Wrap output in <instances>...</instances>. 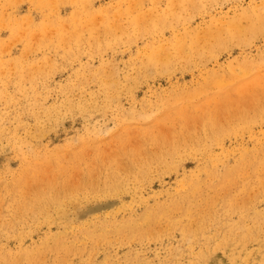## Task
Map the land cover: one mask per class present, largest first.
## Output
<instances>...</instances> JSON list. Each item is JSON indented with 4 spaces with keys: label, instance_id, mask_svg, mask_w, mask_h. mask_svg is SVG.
<instances>
[{
    "label": "rangeland",
    "instance_id": "1",
    "mask_svg": "<svg viewBox=\"0 0 264 264\" xmlns=\"http://www.w3.org/2000/svg\"><path fill=\"white\" fill-rule=\"evenodd\" d=\"M0 264H264V0H0Z\"/></svg>",
    "mask_w": 264,
    "mask_h": 264
},
{
    "label": "bare ground",
    "instance_id": "2",
    "mask_svg": "<svg viewBox=\"0 0 264 264\" xmlns=\"http://www.w3.org/2000/svg\"><path fill=\"white\" fill-rule=\"evenodd\" d=\"M150 153H151V152H150ZM148 155H149V154H148ZM153 159H154V158H153ZM91 176H92V174H91ZM90 178H91V177H90ZM93 178H94V177H93ZM66 185H67V184H66ZM67 186H68V185H67ZM67 188H68V187H67ZM57 189H58V188H57ZM37 198H39V197L36 196V199H37ZM46 198H47V197H46ZM36 199H34V200H36ZM34 202H35V201H34ZM48 202H50V201H48ZM204 229H205V228H204Z\"/></svg>",
    "mask_w": 264,
    "mask_h": 264
}]
</instances>
